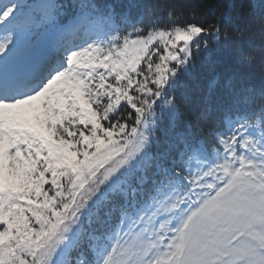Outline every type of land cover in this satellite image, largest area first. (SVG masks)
Masks as SVG:
<instances>
[{"label": "snow or ice", "instance_id": "6c2138e0", "mask_svg": "<svg viewBox=\"0 0 264 264\" xmlns=\"http://www.w3.org/2000/svg\"><path fill=\"white\" fill-rule=\"evenodd\" d=\"M218 21L0 0V264H264V92L187 84Z\"/></svg>", "mask_w": 264, "mask_h": 264}, {"label": "trees", "instance_id": "16d2710c", "mask_svg": "<svg viewBox=\"0 0 264 264\" xmlns=\"http://www.w3.org/2000/svg\"><path fill=\"white\" fill-rule=\"evenodd\" d=\"M100 5H115L117 11L128 14L145 28L153 20L160 26L176 23L201 21L207 25L216 23L219 17L221 41L213 45L205 60L197 59L187 74L189 90L203 88L208 80L218 83L215 99L222 103L231 89L260 101L264 92V31L258 30L256 18L264 13V0H96ZM131 5V7H129ZM151 9L149 13L148 10ZM171 13V19L169 17ZM254 22V31L245 32L236 42L225 43V29L233 31L236 26ZM246 56H254L253 66L245 63ZM244 110L254 112L258 104L242 105Z\"/></svg>", "mask_w": 264, "mask_h": 264}, {"label": "rangeland", "instance_id": "374dc122", "mask_svg": "<svg viewBox=\"0 0 264 264\" xmlns=\"http://www.w3.org/2000/svg\"><path fill=\"white\" fill-rule=\"evenodd\" d=\"M47 187V186H46Z\"/></svg>", "mask_w": 264, "mask_h": 264}]
</instances>
